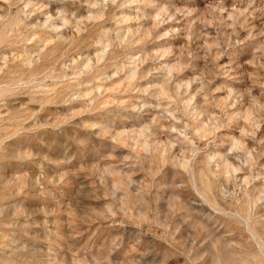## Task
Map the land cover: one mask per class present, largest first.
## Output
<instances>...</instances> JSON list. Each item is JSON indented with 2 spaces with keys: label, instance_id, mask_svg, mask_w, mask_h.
<instances>
[{
  "label": "rangeland",
  "instance_id": "1",
  "mask_svg": "<svg viewBox=\"0 0 264 264\" xmlns=\"http://www.w3.org/2000/svg\"><path fill=\"white\" fill-rule=\"evenodd\" d=\"M0 264H264V0H0Z\"/></svg>",
  "mask_w": 264,
  "mask_h": 264
}]
</instances>
